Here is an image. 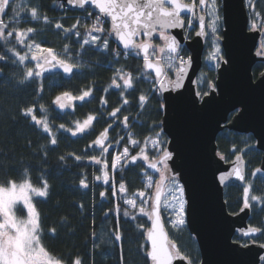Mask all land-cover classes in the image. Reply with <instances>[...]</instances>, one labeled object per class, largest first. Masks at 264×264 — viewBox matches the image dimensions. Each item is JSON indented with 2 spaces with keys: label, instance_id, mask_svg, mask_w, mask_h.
Listing matches in <instances>:
<instances>
[{
  "label": "trees",
  "instance_id": "obj_1",
  "mask_svg": "<svg viewBox=\"0 0 264 264\" xmlns=\"http://www.w3.org/2000/svg\"><path fill=\"white\" fill-rule=\"evenodd\" d=\"M21 2L38 7L40 15L39 20L33 21L26 13L19 14L17 28L25 30L31 26L36 29L31 34L32 39L26 43L34 42L42 47H50L59 58L77 64L78 67L76 73L68 79L61 75H52L21 84L25 66L32 67V64L13 63L15 59L8 49L18 50L15 38L5 40V43L0 39V55L8 57L7 60L0 61V184L11 180L22 182L26 178L33 186L42 187V181L45 179L48 181L49 195L33 200L41 216L43 225L41 231L50 254L66 260L80 256L84 264H93V261L94 264L122 262L150 264L146 256L145 233L141 231L149 227L148 219L141 215L136 216V219L123 216L126 207L120 198L121 194L117 191V197H113L112 190L108 189L109 185L94 180V176L99 174L100 166L88 163L87 156L98 155L99 151L89 150L87 147L110 123L106 115L116 107H120L121 112L118 114L115 128L109 133V142L114 147L121 136L124 140L119 144V149L127 146L129 134L139 143L155 138L152 129L158 126L155 130L160 131L158 123L161 121L163 111L160 107L161 97L158 93L153 94L155 90L153 77L144 72L143 61L139 56L126 57L120 52L109 36L108 25L100 34L90 33L86 21L81 20L77 13L64 10L63 5L55 0ZM244 4L249 28L255 23L256 28L264 30V0H245ZM219 6L218 4L221 15ZM44 16L49 18L50 23L44 22ZM11 18V11L3 17L5 23ZM56 22L70 29L76 24L77 27L73 31H79L80 36L65 33L63 28L55 29ZM220 32L222 33L221 21ZM86 35L108 38L109 49L104 50L102 47L98 51L96 46L83 45ZM261 41L264 44V34ZM100 43L102 45V40ZM208 49L209 44H206L201 58L202 68L196 79L198 93L209 92L210 85L212 86L216 79L217 68L207 60ZM116 52L121 54L116 56ZM184 52L187 53L186 50ZM253 67L254 77L264 71L261 63ZM118 68L124 73L131 74L133 88H123L122 80H119L116 73ZM114 78L121 84L120 88L115 89L111 86ZM41 85L43 92L38 91ZM89 88L92 89L90 100L82 104L75 103L70 110H60L52 103L55 96L63 91L80 95ZM140 95L148 97L143 108L139 105ZM102 96L107 101L105 105L100 103ZM125 98L129 100L127 105L123 104ZM41 106L45 109L43 113L40 111ZM25 107H33L38 118H47L58 141L56 146L50 144L51 137H46L30 118L21 115ZM87 115H94L96 119L90 128L84 133H78L76 137H72L70 132H65L59 127L62 123L66 128L74 130L76 122H82ZM124 116L129 117L128 129H124L121 123ZM162 138L166 142V137ZM215 142L217 154L220 158L224 157L222 160L225 163H230L239 155L245 164V182L242 184L233 182L225 187L222 193L227 212L233 215L243 207V187L251 185L250 197L256 195L264 198V175L257 174L253 177L254 170L260 167L262 154L256 149V141L251 133L239 134L224 129ZM69 153L79 154L84 159L81 162H76L73 158L63 161L60 159L61 156L68 157ZM111 158L112 153L106 156L109 167ZM143 172L144 167L137 164L129 165L115 173L117 189L120 182H125L128 189L123 194L124 198H131L135 192L143 189ZM84 175L89 183L87 190L79 188V179ZM101 191L107 193L102 201L99 196ZM81 204L83 208L80 207ZM117 204L120 206L119 213L116 212ZM250 204L248 226L264 228V205L251 200ZM105 212L110 214L106 216ZM52 227L58 229L55 239L48 238V232ZM117 227L122 230L123 239L122 242L113 244L109 237H114ZM164 228L177 252L190 264H199L197 244L190 236L185 223L174 226L172 222L164 221ZM233 241L242 245L247 240L234 238ZM251 242L255 245L264 243V236L258 235L255 242L253 239Z\"/></svg>",
  "mask_w": 264,
  "mask_h": 264
},
{
  "label": "snow or ice",
  "instance_id": "obj_2",
  "mask_svg": "<svg viewBox=\"0 0 264 264\" xmlns=\"http://www.w3.org/2000/svg\"><path fill=\"white\" fill-rule=\"evenodd\" d=\"M67 4L75 8L83 9L86 12L89 11L86 5H91L92 9L98 10L99 15L95 17V22L89 30L90 33H102L104 31L100 26L104 23L102 17L110 18L111 31L109 32V36H115L116 41H118L116 47H122L124 50L123 54L126 57L133 55L140 56L143 54L145 69L155 73V80L152 81L153 84L157 85L153 93L154 95L159 93L163 96L165 92H177L181 90L183 81L187 76V70L191 66V57L185 58L183 48L171 30H189L185 35V40H188L190 38V31L194 30V22L198 21L199 30L195 31L196 37L204 38L206 43L209 38L211 39V51L207 55V60L213 63L217 69L222 63H227V60L222 56L220 46L222 38L220 32L221 16L217 6V0H198V3L196 0H193L192 3H186L185 0H67ZM9 11L12 13V18L5 23L3 17ZM21 13H26L33 21L40 19L39 9L36 6L26 4L21 2V0H0V39L7 41L14 37L17 44L28 49L31 53V60L35 62V68L25 66L20 83L25 84L35 78H41L44 73H50L54 69L62 70L64 74H71L74 68L78 67L77 64L59 58L50 47H42L40 44L34 42L26 43V41L32 39L31 34L36 29L30 26L25 30H20L16 27L19 23V14ZM89 15H91V12H89ZM43 20L45 23H50L47 16H44ZM54 27L57 30L63 28L65 33H72L76 37L80 36L79 31H73L77 27L76 24L70 29L63 27L62 23L56 22ZM256 27V24L253 23L252 29L255 30ZM155 35H158L159 40L163 41V46L153 41ZM101 40L103 49L108 50L109 39L102 36L86 35L83 39V45L96 46L99 51L101 45L97 44V41ZM65 49L67 50V45H65ZM150 50L165 53L164 63L169 69L174 71V79L168 78L167 74L162 70L159 60L153 62L150 59ZM8 52L11 53L12 57H15L13 63H18L19 65H25V61L29 58L28 53L22 55L13 48H9ZM120 54V52H116V56ZM256 54L257 56L264 57V52L258 51ZM7 59L8 57L5 55H0V61ZM116 73L119 80L123 81L124 89L133 88V77L131 74L124 73L119 68L116 69ZM111 86L120 88L121 84L114 78ZM210 87L212 86L210 85ZM43 90V86L41 85L38 91L43 92ZM91 94V88L83 91L80 95H73L69 91H63L55 96L52 103L58 109L64 110L66 108H72L75 101H85ZM197 95L208 96L209 93L203 92L197 93ZM121 96H123V92ZM147 99L148 97L145 95L138 97L141 108L144 107ZM100 103L101 105L107 104L103 96L101 97ZM123 104H129V100L126 98L123 99ZM160 107L163 108L165 105L161 103ZM40 111L42 113L45 111L43 106H41ZM120 112V107L114 108L109 113V119L113 120L117 118ZM21 115L25 118H30L31 122L42 133L46 134V137H51L50 144L52 146L57 145L58 141L46 117L44 119L38 118L33 107H25L21 111ZM95 119L96 117L94 115H87L86 119L82 122H76L74 130L66 128L62 123L59 127L65 132H70L72 137H76L78 133H84L86 129L90 128ZM121 123L124 129H128L129 117L124 116ZM112 127L113 124L109 123L88 145V148L99 149L98 155L87 156L88 163L100 166L99 174L94 176V180L96 182H102L106 186L111 184L113 197H117V191L121 194L120 198L123 199V204L127 206L123 211L124 217L136 219L135 213L130 212L128 209H137L136 197L140 198L141 206H139L138 210L139 215L146 216L151 221V228L147 232L148 239L151 241V251L147 252V256L151 259L152 264H173V260L180 257V253L175 251V245H172L171 248L166 247V244H169L170 241L167 240L163 227L161 226L160 203L161 196L163 195L161 186L165 185V180L168 181V185H165L168 196L164 199V207L175 213V219L172 221L174 226L185 223L184 188L169 167L168 162L172 159V153L164 146V141L161 136L162 130L156 131L155 129L158 126H154L152 131L155 132V138H150V141L146 140L144 146H141L138 140L131 138V134H129L128 145L124 146L121 152L112 154V174L110 175L109 163L106 156L110 154L112 147L108 136ZM123 140L124 137L121 136L116 141L117 145ZM149 142L154 155L148 152ZM135 148L139 150L135 154H132L131 149ZM69 158H73L76 162H81L84 159L83 156L73 153H69L68 157H60L62 161ZM221 159H224V157L221 156ZM141 161L143 162L141 165L142 168L146 166L147 169L159 173V181L155 182V194L153 195L152 193L139 190L131 198H124L123 194L128 189L125 182H120L117 189L115 172L118 168H122L127 164L136 165ZM236 161L238 164L242 162L239 155L236 156ZM257 174L264 175V168H256L253 172V177ZM233 175L238 181L245 180L244 173L239 166L227 173L229 177ZM225 179V175H220L218 182L222 184ZM153 183L154 181L149 179L145 187L151 188ZM49 188L50 185L46 179L42 181V187L33 186L26 178L22 182L11 180L0 184V194L3 195V200L0 201V264H84V260L80 256L66 260L63 257H56L50 254V250L47 249L44 243V236L41 231L43 227L42 220L33 197H47L49 195ZM79 188L82 190L89 189L86 175L79 179ZM250 191L251 185L243 187V207L241 211L251 207L250 200L264 205V198L256 195L250 197ZM106 194V191H101L99 196L103 199ZM144 205H150V210ZM80 207L83 208V205L81 204ZM22 211L26 212V215L22 216L20 214ZM116 212H120L119 204L116 205ZM109 214L110 212H105L106 216ZM121 231L117 227L114 237H109L113 244L122 242L123 237ZM57 234V227H52L48 232V238L55 239ZM242 235L252 238L253 242H255V238L258 235L264 236V228L249 227L247 230H242ZM242 246L247 247L249 245L245 241ZM259 247L264 248V243L259 244ZM259 259L264 261V255L260 256Z\"/></svg>",
  "mask_w": 264,
  "mask_h": 264
},
{
  "label": "water",
  "instance_id": "obj_3",
  "mask_svg": "<svg viewBox=\"0 0 264 264\" xmlns=\"http://www.w3.org/2000/svg\"><path fill=\"white\" fill-rule=\"evenodd\" d=\"M55 1L62 3L71 12L84 11L68 5L67 0ZM244 3L245 0H221L220 46L227 63H222L217 69L209 95L198 96L196 90V79L202 68L205 39L194 34L192 39L185 40L184 30H171L191 57V66L187 70L183 87L177 92H165L163 96L158 93L161 103L165 105L159 123L160 131L162 130L161 135L167 138V148L172 153L169 167L184 188L185 227L197 244L199 264L263 263L259 257L264 255V248L255 244L244 247L233 241L236 237L243 240L252 239L242 235V230L249 228V210L229 214L222 194L229 184H242L243 181L236 180L234 175L229 177L227 173L239 166L245 176V164H238L236 158L230 163H225L217 154L215 142L224 129L239 134L251 133L256 141V149L262 154L259 168H264V71L257 77L252 73L253 66L258 63L264 65V57L258 58L255 54L261 33L249 30ZM86 8L99 15L98 10L92 9L91 5H86ZM102 19L111 27L110 18ZM113 37L115 39L114 35ZM114 42L118 43L116 39ZM120 50L124 51L122 47ZM140 57L143 59V54ZM143 69L155 80V73L145 69L144 60ZM75 72V68L71 74L54 69L43 76L61 74L69 78ZM89 100L90 97L83 102H76L82 104ZM106 119L113 121L115 118L110 120L107 115ZM220 175L226 176L222 184L218 182ZM164 186H161L162 191ZM161 226L164 227L162 220ZM163 230L169 241L165 228ZM145 240L149 252L151 241L147 233ZM172 245L169 243L166 247L171 248ZM180 257L175 258L173 264H190L187 259ZM147 258L152 264L151 259L148 256Z\"/></svg>",
  "mask_w": 264,
  "mask_h": 264
},
{
  "label": "rangeland",
  "instance_id": "obj_4",
  "mask_svg": "<svg viewBox=\"0 0 264 264\" xmlns=\"http://www.w3.org/2000/svg\"><path fill=\"white\" fill-rule=\"evenodd\" d=\"M189 1L191 2V1H193V0H185V2L186 3H189ZM196 2L198 3V0H196ZM218 4L219 5H221V0H217V6H218ZM220 7V6H219ZM221 21V20H220ZM197 24H198V21H196V22H194V30H191L190 31V38L188 39V40H190V39H192L191 37H193L194 36V34H195V31L197 30ZM248 28H249V26H248ZM249 30L250 31H258V32H260L261 34V38H262V36H263V34H264V30H260V29H258V28H256L255 30H253L252 29V26L249 28ZM189 30H187V29H185L184 30V36L186 35V33L188 32ZM111 37V36H110ZM261 38H260V40H259V42H258V44L256 45L257 47H256V50H255V54L259 51V52H264V44H262V41H261ZM12 40V39H11ZM2 41H3V43H5V40L4 39H2ZM153 41L155 42V43H157V44H159L160 46H163V41H160L159 40V37H158V35H156L155 36V38L153 39ZM17 43V42H16ZM210 43H211V39L209 38V40H208V42L206 43V44H209V49H208V53L211 51V49H210ZM97 44H100L101 45V43H100V41H97ZM91 46H93V45H91ZM17 48H18V50L16 49V51H18L20 54H25V53H28V55H29V58L25 61V65L26 64H33V67H35V65H34V63H33V61L31 60V53L28 51V49L26 48V47H21L19 44H17ZM101 48H102V45H101ZM34 51V50H33ZM149 56H150V59L153 61V62H156V61H160V64L163 66V69H164V72L167 74V76H168V78L169 79H173V75H174V71L173 70H169L170 72H167L166 70H168L167 69V66H166V64L164 63V56H165V53H160V52H158V51H153V50H150L149 51ZM256 56H257V54H256ZM259 57H261V56H258V58ZM14 59H15V57H13ZM122 83H123V81H122ZM116 89V88H115ZM56 106V105H55ZM67 109H69V108H66V109H64V110H67ZM149 141H150V139H149ZM164 141V140H163ZM128 144V143H127ZM140 145L141 146H144V142L143 143H140ZM164 146L165 147H167V140H166V142L164 141ZM131 147V146H130ZM123 150V148H121V149H119V145H117V146H115V149H114V151H113V154L114 153H116V152H121ZM132 150V154H135L136 152H138V148H135V149H131ZM148 152H149V154H151V155H154V152H153V150H152V148H151V144H150V142H149V144H148ZM137 164H140V165H142L143 164V162L141 161V162H138ZM136 164V165H137ZM130 164H127V165H125L124 167H122V168H118L117 170H116V172L117 171H121V170H123V169H125L127 166H129ZM144 167V176H143V179H142V184H143V191H146V192H149V193H152L153 195L155 194V191H156V183L155 182H158L159 181V173H152L149 169H147L146 168V166H143ZM110 175L112 174V172H111V165H110ZM115 172V173H116ZM149 179H152L153 181H154V183L152 184V186H151V188H146L145 187V185L147 184V181L149 180ZM166 181V185H168V181L167 180H165ZM109 186H111V184H109ZM168 196V192H167V187H164V190H163V196H161L162 197V200H161V205H160V216H161V219L163 220V221H170V222H172L174 219H175V213L172 211V210H170V209H167V208H165L164 207V199H165V197H167ZM34 198H36V197H33V199ZM183 199H184V197H183ZM3 200V195L2 194H0V201H2ZM136 200H137V205H138V207H137V209H135V210H133V209H128L130 212H134L135 213V215L136 216H138L139 215V212H138V210H139V206H141L140 205V198L139 197H136ZM184 201H185V199H184ZM146 208H149V210H150V205H144ZM125 207H127V206H125ZM21 215L23 216V215H26V212H24L23 211V213H21ZM184 216H185V212H184ZM146 217V216H145ZM146 219H148L147 217H146ZM149 221V220H148ZM184 221H185V217H184ZM149 223H150V221H149ZM248 244H252V242H250V243H248Z\"/></svg>",
  "mask_w": 264,
  "mask_h": 264
},
{
  "label": "flooded vegetation",
  "instance_id": "obj_5",
  "mask_svg": "<svg viewBox=\"0 0 264 264\" xmlns=\"http://www.w3.org/2000/svg\"><path fill=\"white\" fill-rule=\"evenodd\" d=\"M192 2H193V1H191V2L189 1V3H192ZM33 63H34V65H35V62H34V61H33ZM32 68H35V67H33V64H32ZM59 75H60V74H59ZM46 76H51V75H45V76H42L41 78H44V77H46ZM70 109H72V108H69V110H70Z\"/></svg>",
  "mask_w": 264,
  "mask_h": 264
},
{
  "label": "built area",
  "instance_id": "obj_6",
  "mask_svg": "<svg viewBox=\"0 0 264 264\" xmlns=\"http://www.w3.org/2000/svg\"><path fill=\"white\" fill-rule=\"evenodd\" d=\"M94 23V22H93ZM101 26V25H100Z\"/></svg>",
  "mask_w": 264,
  "mask_h": 264
}]
</instances>
